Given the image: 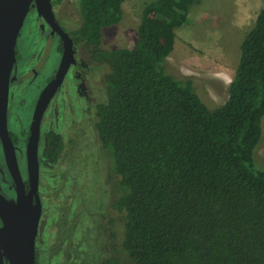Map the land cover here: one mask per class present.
Listing matches in <instances>:
<instances>
[{
  "label": "trees",
  "instance_id": "16d2710c",
  "mask_svg": "<svg viewBox=\"0 0 264 264\" xmlns=\"http://www.w3.org/2000/svg\"><path fill=\"white\" fill-rule=\"evenodd\" d=\"M126 1L79 0L74 33L109 67L95 131L114 156L122 251L134 264H264V177L254 158L264 119V9L242 42L227 102L209 108L192 79L166 69L176 31L199 0L147 4L134 47L106 50L105 31L121 23ZM46 143L41 160L54 164L64 141L53 132ZM103 264L124 263L116 255Z\"/></svg>",
  "mask_w": 264,
  "mask_h": 264
},
{
  "label": "rangeland",
  "instance_id": "374dc122",
  "mask_svg": "<svg viewBox=\"0 0 264 264\" xmlns=\"http://www.w3.org/2000/svg\"><path fill=\"white\" fill-rule=\"evenodd\" d=\"M61 1L68 3L66 14L73 15L76 28L81 21L79 0ZM153 1L127 0L121 23L106 29L103 48H133L142 11ZM263 9L264 0H199L190 8L188 25L176 31L174 51L166 60L167 72L178 79H192L195 91L209 108L224 105L239 65L242 42ZM87 59L91 71L86 79L91 87L85 99L73 94L74 87L68 89L63 109L50 120L52 129L64 139V150L56 163L44 164L41 171L39 264H103L116 255L124 264H134L122 251V216L112 208L120 193L114 156L101 146L95 131L96 108L106 101L104 79L109 67ZM37 95L38 90H30L22 95L23 104L15 100L12 110L11 133L23 149L24 126L29 124L30 105ZM262 130L254 158L264 177V119ZM22 163L27 167V159H20L21 169ZM0 188L13 199L15 189L1 147Z\"/></svg>",
  "mask_w": 264,
  "mask_h": 264
},
{
  "label": "water",
  "instance_id": "95a60500",
  "mask_svg": "<svg viewBox=\"0 0 264 264\" xmlns=\"http://www.w3.org/2000/svg\"><path fill=\"white\" fill-rule=\"evenodd\" d=\"M34 5L47 20L53 17L50 0H0V82L7 86L6 109L0 105V143L16 193L15 198L10 199L0 188V237L5 235L10 242L9 255L0 252V264H37V238L43 217V202L39 192L42 122L74 60V44L63 33L65 55L59 74L41 94L30 127L26 149L27 188L17 149L10 135L8 109L10 82L17 61L16 46L26 18Z\"/></svg>",
  "mask_w": 264,
  "mask_h": 264
},
{
  "label": "flooded vegetation",
  "instance_id": "af4514ba",
  "mask_svg": "<svg viewBox=\"0 0 264 264\" xmlns=\"http://www.w3.org/2000/svg\"><path fill=\"white\" fill-rule=\"evenodd\" d=\"M50 3L53 17H51L50 20H47L39 13L38 8L35 5L32 6L18 38L16 46L17 61L10 82L8 111L10 129L15 100H18L17 103L19 105L22 102V95L27 94L30 90H38L37 97L33 99L30 105L32 110L29 124L26 127L24 126L25 148L23 149L20 147L19 139L13 140L17 149L19 161L20 159H25L26 161V149L35 108L44 89L55 80L59 74L65 55V43L62 34H66L74 44V60L64 78L60 90L50 103L42 122L40 141L41 171L43 170V165L46 164L41 160V155L47 146L46 135L54 132L62 137L60 133L52 129L53 125L50 120L53 114L58 115L63 109L61 104L64 102V93L68 91V89L71 90V88L74 87L75 92L73 94L77 98L82 97L84 100L89 92L88 87H91L86 79L88 77L87 72L91 71L87 58L92 59L95 64H105L102 61L96 60L84 44L78 43L74 33L79 27L81 21L79 25L74 28L76 21L73 20V15L71 14L70 16L66 14L68 3L65 4L61 0H50ZM72 91L68 92V94ZM25 102H27L26 98ZM12 134L13 133H11L10 129V135L13 139ZM0 147L2 148L1 143ZM24 167H26V165H23L22 163V175L28 188L27 167L25 170ZM15 195L16 193L14 192L13 199L15 198Z\"/></svg>",
  "mask_w": 264,
  "mask_h": 264
},
{
  "label": "bare ground",
  "instance_id": "6f19581e",
  "mask_svg": "<svg viewBox=\"0 0 264 264\" xmlns=\"http://www.w3.org/2000/svg\"><path fill=\"white\" fill-rule=\"evenodd\" d=\"M0 105L3 109H6L7 105V86L0 82ZM10 250V242L9 238L5 235L0 237V252L5 254L6 256L9 255Z\"/></svg>",
  "mask_w": 264,
  "mask_h": 264
}]
</instances>
